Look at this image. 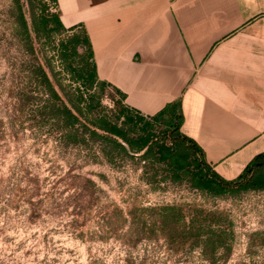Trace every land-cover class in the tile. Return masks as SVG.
Returning <instances> with one entry per match:
<instances>
[{
	"label": "rangeland",
	"instance_id": "1",
	"mask_svg": "<svg viewBox=\"0 0 264 264\" xmlns=\"http://www.w3.org/2000/svg\"><path fill=\"white\" fill-rule=\"evenodd\" d=\"M22 3L32 55L15 1L0 0V264H264V192L215 197L163 168L157 175L139 159L107 156L112 146L100 139L63 140L37 67L68 105L89 93L78 63L62 62L69 33L38 32L39 0Z\"/></svg>",
	"mask_w": 264,
	"mask_h": 264
},
{
	"label": "crops",
	"instance_id": "2",
	"mask_svg": "<svg viewBox=\"0 0 264 264\" xmlns=\"http://www.w3.org/2000/svg\"><path fill=\"white\" fill-rule=\"evenodd\" d=\"M58 6L66 29L86 32L98 80L125 108L151 118L181 105V132L204 152L211 173L237 180L264 154V0Z\"/></svg>",
	"mask_w": 264,
	"mask_h": 264
},
{
	"label": "trees",
	"instance_id": "3",
	"mask_svg": "<svg viewBox=\"0 0 264 264\" xmlns=\"http://www.w3.org/2000/svg\"><path fill=\"white\" fill-rule=\"evenodd\" d=\"M14 1L18 36L29 54H35L32 32L23 10L24 5L22 0ZM39 4L40 15L33 14L36 30H42L48 38H51L53 33H69L67 40L60 45L61 59L72 67L78 63V78L89 93L84 95L79 92L76 101L69 100L71 105H68L44 67H37L39 84L50 98L45 112L52 120L61 124L63 140L80 144L85 143L87 137L100 139L112 146L111 150H105L107 156L116 152L139 159L145 165L152 164L157 175L160 173L159 169L163 168V172L170 174L175 181L189 178L194 189L215 197L232 192L264 191V154L256 157L237 180L225 181L217 174L211 173L203 158L204 152L181 132L184 117L178 103L169 105L151 117V121L139 115L135 116L131 110L124 107L122 101H115V108L111 111L113 115L103 111L102 100L108 86L98 80L86 32L75 28L66 29L60 13H51V6L59 7L58 0H39ZM80 50H83V53ZM73 70L76 71L75 68ZM83 104L86 106L84 109L81 106ZM96 112L98 114L91 119V114ZM80 127H83L84 131H80Z\"/></svg>",
	"mask_w": 264,
	"mask_h": 264
},
{
	"label": "built area",
	"instance_id": "4",
	"mask_svg": "<svg viewBox=\"0 0 264 264\" xmlns=\"http://www.w3.org/2000/svg\"><path fill=\"white\" fill-rule=\"evenodd\" d=\"M110 95H113L115 98L113 99ZM103 100H110L112 105L110 106L111 108L115 107V101H122V97L121 95L117 94V92L115 91V89H113L112 87H107V91L106 94L104 95ZM135 116H142L144 117L146 120L151 121L150 117H145L143 115H141L140 113H138L137 111H133L131 110ZM124 120V118H122V121Z\"/></svg>",
	"mask_w": 264,
	"mask_h": 264
}]
</instances>
